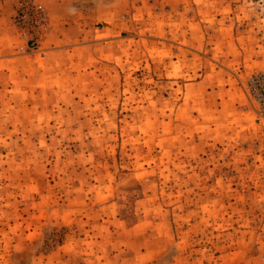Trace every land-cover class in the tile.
Listing matches in <instances>:
<instances>
[{
    "label": "rangeland",
    "instance_id": "1",
    "mask_svg": "<svg viewBox=\"0 0 264 264\" xmlns=\"http://www.w3.org/2000/svg\"><path fill=\"white\" fill-rule=\"evenodd\" d=\"M0 264H264V0H0Z\"/></svg>",
    "mask_w": 264,
    "mask_h": 264
}]
</instances>
